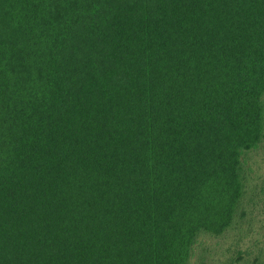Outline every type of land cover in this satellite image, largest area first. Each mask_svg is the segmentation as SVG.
Here are the masks:
<instances>
[{"label": "trees", "instance_id": "1", "mask_svg": "<svg viewBox=\"0 0 264 264\" xmlns=\"http://www.w3.org/2000/svg\"><path fill=\"white\" fill-rule=\"evenodd\" d=\"M263 140L264 0H0V264H207Z\"/></svg>", "mask_w": 264, "mask_h": 264}, {"label": "rangeland", "instance_id": "2", "mask_svg": "<svg viewBox=\"0 0 264 264\" xmlns=\"http://www.w3.org/2000/svg\"><path fill=\"white\" fill-rule=\"evenodd\" d=\"M252 156L253 176L255 177L249 180V190L244 201H252L255 205H248V212L237 229L229 230L225 236L220 238L203 237L202 246L208 251L207 264H219L224 259L235 255L237 250L242 256H246V252L250 261L260 254L264 260V195L258 193L264 178V140ZM254 184L258 187H253ZM195 252L192 258L193 264H196L199 246Z\"/></svg>", "mask_w": 264, "mask_h": 264}]
</instances>
